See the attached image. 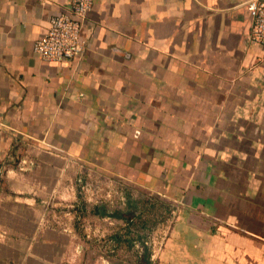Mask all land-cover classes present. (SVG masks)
Here are the masks:
<instances>
[{
  "label": "crops",
  "instance_id": "1",
  "mask_svg": "<svg viewBox=\"0 0 264 264\" xmlns=\"http://www.w3.org/2000/svg\"><path fill=\"white\" fill-rule=\"evenodd\" d=\"M70 1L0 0V264H99L85 247L110 239L114 264H264L249 0H93L82 55L42 60L33 44ZM86 176L119 208L85 206ZM135 239L159 244L158 262Z\"/></svg>",
  "mask_w": 264,
  "mask_h": 264
},
{
  "label": "built area",
  "instance_id": "2",
  "mask_svg": "<svg viewBox=\"0 0 264 264\" xmlns=\"http://www.w3.org/2000/svg\"><path fill=\"white\" fill-rule=\"evenodd\" d=\"M93 0H71L67 9L50 17L47 31L33 44V51L42 60L51 62H62L82 55L85 46V39L82 36L84 23L92 9ZM247 10L252 16L251 30L248 36L250 42H256L264 46V0H249L245 2ZM31 160L19 158L18 170H28ZM81 189L88 185V182L81 181ZM96 187L99 184L95 182ZM87 189V188H86ZM109 197L110 189L107 190ZM115 193V192H114ZM53 198V197H52ZM122 200V198L120 197ZM84 219V218H83ZM147 246L155 244L152 239L144 241ZM149 254L152 263L156 261L158 248Z\"/></svg>",
  "mask_w": 264,
  "mask_h": 264
},
{
  "label": "rangeland",
  "instance_id": "3",
  "mask_svg": "<svg viewBox=\"0 0 264 264\" xmlns=\"http://www.w3.org/2000/svg\"><path fill=\"white\" fill-rule=\"evenodd\" d=\"M85 181L88 182V185L86 187H84L83 189H81V186H80V190H82V192H83V197H85L83 199L86 200L85 206L92 207L94 205L95 201H97L99 203L100 200L101 201L103 200L102 202H104L105 200L107 201V199H109V200L111 199L112 202H109V205H111L115 208L116 207L119 208L118 205H116V200H117L116 196L109 197L108 195H106V193H108L107 190L110 188H108L104 182H99V184L96 187L95 182L93 180L89 179L87 176H86ZM78 184L81 185L80 182H78ZM113 194H114V191H110V195H113ZM54 207H55V209H58V210L63 209L65 211H72V213H74L73 210L78 209L75 207L74 201L69 202L68 199H63V198L56 199ZM85 209H87V208L85 207ZM85 216L88 217V215H85ZM83 218H84V215L82 216V222H83ZM77 221H81V220L78 218ZM84 221H85V219H84ZM104 222L112 223V225H110V226H114L116 224L115 220L110 218V217L106 218ZM106 232L107 231L103 232L105 237L108 236V233H106ZM93 237L96 238L97 235H95V236L93 235ZM135 240L136 241L133 244V248H134V251H136L138 253V256H139V254H141L145 250H148V254H150L153 252L152 250L158 248V246H159V244L155 243L149 247L148 245L146 246L144 244L143 240H138V239H135ZM122 247L119 245H115L114 242L110 239L109 243L106 241L101 242V240L96 241L95 243L92 244V246L88 245L87 247H85V250L89 249L91 251V255L98 258V260L100 261L99 264H114L113 260H111V258H113V256L115 258H120V256H123L124 252H123ZM156 262H158V261H156ZM155 264H157V263H155Z\"/></svg>",
  "mask_w": 264,
  "mask_h": 264
},
{
  "label": "trees",
  "instance_id": "4",
  "mask_svg": "<svg viewBox=\"0 0 264 264\" xmlns=\"http://www.w3.org/2000/svg\"><path fill=\"white\" fill-rule=\"evenodd\" d=\"M17 147H14V149H16ZM136 230H139V229H136ZM142 230V229H141ZM128 232H129V230L127 229L126 231H121L120 230V232L118 233L119 235L117 236V241L119 242V241H123V242H125L126 241V239H127V237H128ZM122 243V242H121ZM119 244V243H118Z\"/></svg>",
  "mask_w": 264,
  "mask_h": 264
}]
</instances>
